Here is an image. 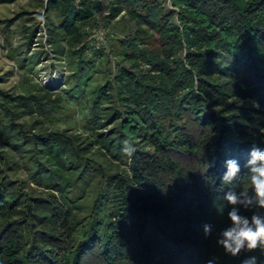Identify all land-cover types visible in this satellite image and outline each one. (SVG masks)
<instances>
[{"label":"trees","instance_id":"obj_1","mask_svg":"<svg viewBox=\"0 0 264 264\" xmlns=\"http://www.w3.org/2000/svg\"><path fill=\"white\" fill-rule=\"evenodd\" d=\"M126 7L135 27L95 49L97 17L109 28ZM27 15L5 27L22 18L27 52L44 30L84 97L58 129L65 92L28 75L24 93L0 88V264H264L260 249L232 257L216 243L224 193L251 191L244 164L264 149V0H46ZM227 159L241 166L231 184Z\"/></svg>","mask_w":264,"mask_h":264},{"label":"rangeland","instance_id":"obj_2","mask_svg":"<svg viewBox=\"0 0 264 264\" xmlns=\"http://www.w3.org/2000/svg\"><path fill=\"white\" fill-rule=\"evenodd\" d=\"M46 0H19L12 4L0 3V88L14 94L24 93V89L27 87L25 77L28 75L31 77L32 83L40 84L51 89L53 93L65 92L74 105L67 107L66 112L58 115V119L53 121V126L58 129H70L73 128V120L78 118L77 105L80 104L84 96H81V89L83 83L81 80H76L78 84L76 89H72V84L75 81V73L72 71L70 56L65 55L61 58L67 64L68 71L65 68V64L62 61L52 58L50 50L45 42V32L42 30L43 41L41 44H36L30 51H26L24 47L23 34L21 32V19H17L13 25L7 29L5 22L8 19H12L15 14L21 11H28L32 15L25 16L26 18L43 17V5ZM150 2L152 0H143ZM164 1V0H157ZM166 6L169 7L167 1ZM129 8H125V13L118 19H116L109 28L104 27L105 19L101 16L97 17V26L91 35L92 46L95 49L104 48L108 53V44H106V36L108 33L124 34L126 31L135 27V22L131 19ZM43 20H41V26ZM110 30V32H109ZM112 55V54H111ZM86 58L90 61L94 60L93 50L86 52ZM111 62L112 71H116L117 64L116 59L113 56H109ZM126 64H128L126 62ZM94 66V71H98ZM105 71L106 67H102ZM68 74V75H67ZM66 77L65 81L63 80ZM101 80L100 72H94L88 85L93 86ZM53 82V83H52ZM66 105V104H65ZM80 107V106H78ZM67 117V118H66ZM35 116L29 117L28 120L32 123ZM45 126H49L48 122L44 123ZM125 168V167H124ZM126 170L127 167H126Z\"/></svg>","mask_w":264,"mask_h":264},{"label":"clouds","instance_id":"obj_3","mask_svg":"<svg viewBox=\"0 0 264 264\" xmlns=\"http://www.w3.org/2000/svg\"><path fill=\"white\" fill-rule=\"evenodd\" d=\"M258 107V105H257ZM227 171L222 175L224 184H231L241 173L240 163L236 159L225 161ZM248 170V182L251 191L229 189L223 199L231 207L227 211L229 225L219 231L216 243L225 254L232 257L242 252L257 249L264 251V149L253 146L244 164ZM251 211V215L242 214L241 210ZM223 209L221 208L220 211ZM205 236L213 232L210 224L203 226ZM205 264H218V258L208 259ZM240 264H260L256 256H247Z\"/></svg>","mask_w":264,"mask_h":264},{"label":"bare ground","instance_id":"obj_4","mask_svg":"<svg viewBox=\"0 0 264 264\" xmlns=\"http://www.w3.org/2000/svg\"><path fill=\"white\" fill-rule=\"evenodd\" d=\"M53 83V82H52Z\"/></svg>","mask_w":264,"mask_h":264}]
</instances>
